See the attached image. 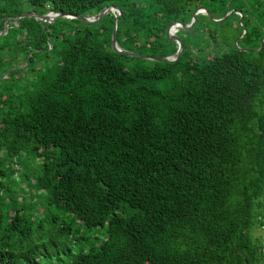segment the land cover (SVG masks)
Masks as SVG:
<instances>
[{
	"label": "trees",
	"instance_id": "obj_1",
	"mask_svg": "<svg viewBox=\"0 0 264 264\" xmlns=\"http://www.w3.org/2000/svg\"><path fill=\"white\" fill-rule=\"evenodd\" d=\"M235 3L259 49L264 0H0V264H264V46L177 27L157 61L111 11L17 19L115 5L167 57Z\"/></svg>",
	"mask_w": 264,
	"mask_h": 264
},
{
	"label": "rangeland",
	"instance_id": "obj_2",
	"mask_svg": "<svg viewBox=\"0 0 264 264\" xmlns=\"http://www.w3.org/2000/svg\"><path fill=\"white\" fill-rule=\"evenodd\" d=\"M235 5L236 3L232 5L233 8L231 9V11L223 17H220L222 15V12L218 11V6L214 4L210 5V8H215L216 10L214 11L212 17L217 19V21L212 20L208 14H205L208 17H200L199 21H196V30L191 31L183 28L182 34L192 43L193 46L203 45L206 42V36L211 33L214 35V39L217 41V45L221 51L229 50L232 45H237L239 48H242V36L240 35L242 29L240 19L242 18V16L239 17L237 15L235 11ZM21 64H23V61H21ZM19 186L25 187L26 190H28L25 182L19 181L18 185L16 186V190H19ZM27 194L29 195L28 192ZM107 226L108 223H106L105 226L101 227L100 230L104 232Z\"/></svg>",
	"mask_w": 264,
	"mask_h": 264
},
{
	"label": "water",
	"instance_id": "obj_3",
	"mask_svg": "<svg viewBox=\"0 0 264 264\" xmlns=\"http://www.w3.org/2000/svg\"><path fill=\"white\" fill-rule=\"evenodd\" d=\"M109 11L116 14L115 15V22H114V26H113V34H112V47H113V49L116 52L124 53V54L129 55V56H136V57L147 58V59L157 60V61H177L182 55V52L184 50V44L176 33L171 32V29H177L178 30L177 27L192 28L197 21L198 14H208L212 20L217 21V19L212 17L210 11L207 8L199 7L195 10V12L193 14V19H192V22L190 25L184 24L180 21L172 22L168 26V35H169V38L171 40H174L178 43V50H177L176 56L171 55V56H167V57H153L151 55L139 54V53H135V52H132L129 50H125V49L120 47V45L118 44V40H117V27H118L119 17L121 16L122 13H121V9L115 5L107 6L101 12H99L98 15H92V16H82L79 14L55 13L53 11L48 12L46 14L39 15L37 13L29 11V12H25L21 15H18L17 19H21L23 17H35L37 19H40L41 22L44 24L46 22H52L58 17H67V18H76V19H79V20H81L83 22H87V23H95V22L100 21ZM241 16H242V14H241ZM240 23L242 24V18L240 19ZM8 29H9V27L7 26L5 32H7ZM5 32H3V33H5ZM245 33H246V31H245ZM0 34H2V33H0ZM263 46H264V37L261 40V46L259 49H251V48H240V49L248 50V51H259L263 48Z\"/></svg>",
	"mask_w": 264,
	"mask_h": 264
},
{
	"label": "bare ground",
	"instance_id": "obj_4",
	"mask_svg": "<svg viewBox=\"0 0 264 264\" xmlns=\"http://www.w3.org/2000/svg\"><path fill=\"white\" fill-rule=\"evenodd\" d=\"M174 31H175V32H174ZM177 31H178L177 29H171V32H172V33H177Z\"/></svg>",
	"mask_w": 264,
	"mask_h": 264
}]
</instances>
